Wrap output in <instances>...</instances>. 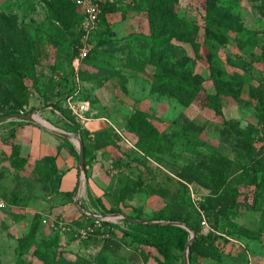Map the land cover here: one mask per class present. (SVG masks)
I'll list each match as a JSON object with an SVG mask.
<instances>
[{"label":"rangeland","instance_id":"obj_1","mask_svg":"<svg viewBox=\"0 0 264 264\" xmlns=\"http://www.w3.org/2000/svg\"><path fill=\"white\" fill-rule=\"evenodd\" d=\"M52 1L0 0V119L33 115L70 135L0 122V264H157L135 243V225L168 223L161 217L210 236L215 250L194 244L191 264H264V0H177L195 44L151 42L142 0H88L106 11L84 59L75 52L81 8ZM158 65L198 75L203 98L186 104L156 89ZM216 85L230 93L216 95ZM79 102L83 123L69 107ZM31 128L56 142L46 160H29ZM249 147L259 154L256 181ZM61 153L77 172L70 197ZM113 214L150 223L98 218ZM184 250L172 249L173 264Z\"/></svg>","mask_w":264,"mask_h":264},{"label":"trees","instance_id":"obj_2","mask_svg":"<svg viewBox=\"0 0 264 264\" xmlns=\"http://www.w3.org/2000/svg\"><path fill=\"white\" fill-rule=\"evenodd\" d=\"M146 5L149 6L148 10V34L147 37L151 42L158 43L165 40H175L181 43L195 44L196 43V33L197 29L195 26L189 25L184 19L180 18L176 12L173 10V6L177 3V0H142ZM60 0H54L51 3H57ZM50 3V4H51ZM52 5V4H51ZM53 6V5H52ZM100 16H103V12L106 11L104 6H101ZM50 14L52 17L53 11L50 8ZM54 17L58 19L57 15L54 14ZM51 21V20H50ZM49 21V23H50ZM80 38L79 44L76 46L75 52L78 54V48L81 46L82 38V28L78 30ZM80 47V48H81ZM79 48V49H80ZM20 78L25 77V74L20 72H15ZM77 79L79 77L82 80L81 74L76 75ZM155 82V88L160 90H167L173 93L178 97L180 101L188 104L192 99L199 100L203 96L199 93L198 87L194 86L200 84V77L198 75H192L188 72H170L167 69H164L163 65H158L153 76ZM77 88H72L68 96L74 97L78 92H75ZM220 93L229 94L230 91L227 88L216 85V95ZM78 96V95H77ZM202 97V98H201ZM212 96L207 95L206 99H210ZM81 100V98H79ZM82 100H84L82 98ZM210 101V100H209ZM257 107L259 110V115L261 118L264 117V90L261 91L260 97L257 96ZM60 111V110H58ZM78 126V125H77ZM79 127V126H78ZM19 155V154H18ZM258 152L249 147L246 152V156L249 160L248 168L254 173L255 181L256 175L260 172L258 167L259 161L257 159ZM48 157L43 158L46 160ZM41 161V160H40ZM260 183L264 184V176L260 178ZM73 190L70 192H62L63 195L70 197L73 195ZM163 221L173 222L172 219H166L161 217ZM154 220H160L159 218ZM126 225H130L126 220L123 221ZM130 226H134L131 224ZM138 228H142V236L135 238V243L142 248H150L155 254L153 255L150 252L147 255H150L157 264H173L172 262V249L174 247H184L188 238L190 236L189 232L185 228L178 226H173L169 224L164 225H148L141 226L135 225ZM189 227V226H187ZM190 228V227H189ZM191 229V228H190ZM210 236H196L193 241V244L190 245L188 250V260L191 264L190 254L193 251L194 244L199 245L205 252L215 250L212 241L209 239ZM152 254V255H151Z\"/></svg>","mask_w":264,"mask_h":264},{"label":"crops","instance_id":"obj_3","mask_svg":"<svg viewBox=\"0 0 264 264\" xmlns=\"http://www.w3.org/2000/svg\"><path fill=\"white\" fill-rule=\"evenodd\" d=\"M32 135L36 136L37 138V143L31 148L30 146V155H29V160L32 156L33 162L40 161L45 157H49L52 155L53 150L56 148V142H52L50 137L46 135L44 132L37 128H31L30 130ZM20 135H28L27 130H20ZM26 135V136H27ZM29 137V135H28ZM30 145H32V140H30ZM64 152V151H63ZM65 153V152H64ZM63 153V154H64ZM61 153L59 154L58 158L56 159V166L57 168L63 169L62 171L64 172V175L62 176V182H61V192H70L72 191L75 186H76V181H77V172L76 169H74L71 164L70 167H67L64 165V159L65 156ZM63 165V166H62ZM66 168V170H64ZM67 175V180L68 182L65 183L63 181L64 176Z\"/></svg>","mask_w":264,"mask_h":264},{"label":"built area","instance_id":"obj_4","mask_svg":"<svg viewBox=\"0 0 264 264\" xmlns=\"http://www.w3.org/2000/svg\"><path fill=\"white\" fill-rule=\"evenodd\" d=\"M76 4L81 8V12L83 15V22L81 25L83 36H84V42L82 47L79 49V58L84 59L87 57L91 47L88 44V39L90 35L95 30L96 24L98 22L99 17V6L91 4L88 0H76ZM69 107L71 110H73V114L76 116L77 120H80V122H84L85 119L83 118V114L85 112V106L81 104L80 102L76 105H73L70 103ZM5 207V202L0 199V210ZM201 225L203 228L207 229V224L204 220L201 221Z\"/></svg>","mask_w":264,"mask_h":264},{"label":"water","instance_id":"obj_5","mask_svg":"<svg viewBox=\"0 0 264 264\" xmlns=\"http://www.w3.org/2000/svg\"><path fill=\"white\" fill-rule=\"evenodd\" d=\"M9 119H21V120H25L27 122H30V123H34V124H37V125H40L42 126L43 128L51 131V132H54V133H58V134H64L62 132H60L59 130L55 129L52 125H50L48 122L40 119V118H34L33 115H23V114H16V115H12V116H7V117H4V118H1L0 119V122L1 121H5V120H9ZM40 120V121H39ZM43 122L45 125L41 124L40 122ZM64 136H70L69 134H64ZM77 143L79 144V151H78V162H79V167H80V170L83 169V166H84V157H83V150H82V145L81 143L76 140ZM99 219H102V220H111V221H116L118 219H123V220H126L127 222L129 223H132V224H149L150 222H146V221H143V220H137V219H132V218H129L123 214H119V215H107V216H99L98 217ZM154 222H152L153 224ZM154 224H160V225H164V224H169V225H173V226H178V227H182V228H185L189 234H190V239L188 240V242L186 243L185 245V250H184V256H183V264H189L188 262V250H189V247L191 245V243L194 241V239L196 238V235L192 232V230L189 228V227H185L184 225L182 224H177V223H173V222H168V223H154Z\"/></svg>","mask_w":264,"mask_h":264},{"label":"bare ground","instance_id":"obj_6","mask_svg":"<svg viewBox=\"0 0 264 264\" xmlns=\"http://www.w3.org/2000/svg\"><path fill=\"white\" fill-rule=\"evenodd\" d=\"M34 118H37V116L36 117H34ZM40 121V120H39ZM41 124H43V125H45L42 121L40 122ZM46 126V125H45Z\"/></svg>","mask_w":264,"mask_h":264}]
</instances>
